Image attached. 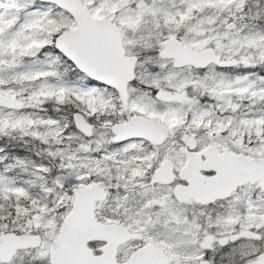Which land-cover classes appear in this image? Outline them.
Listing matches in <instances>:
<instances>
[{"label":"snow or ice","instance_id":"1","mask_svg":"<svg viewBox=\"0 0 264 264\" xmlns=\"http://www.w3.org/2000/svg\"><path fill=\"white\" fill-rule=\"evenodd\" d=\"M0 264H264V0H0Z\"/></svg>","mask_w":264,"mask_h":264}]
</instances>
